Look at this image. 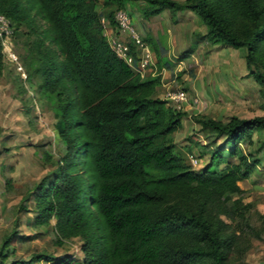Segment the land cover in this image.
Returning a JSON list of instances; mask_svg holds the SVG:
<instances>
[{
    "label": "trees",
    "instance_id": "obj_1",
    "mask_svg": "<svg viewBox=\"0 0 264 264\" xmlns=\"http://www.w3.org/2000/svg\"><path fill=\"white\" fill-rule=\"evenodd\" d=\"M131 1L0 0L14 40L20 28L28 34L26 79L41 76L59 156L18 210L27 212L32 198L33 226L51 229L57 248L79 241L82 254L20 260L11 243L28 238L14 228L0 242V264H246L252 242L263 241L255 222L264 216L254 202L242 203L239 183L264 165V116H193L201 132L223 140L199 147L210 161L193 171L174 153L186 113L157 97L160 78H141L117 60L103 36L102 20L115 33V14ZM144 1L145 16L196 15L206 28L199 40L243 50L248 76L264 88V0ZM255 134L263 138L251 150ZM42 158L48 164L53 156Z\"/></svg>",
    "mask_w": 264,
    "mask_h": 264
},
{
    "label": "rangeland",
    "instance_id": "obj_2",
    "mask_svg": "<svg viewBox=\"0 0 264 264\" xmlns=\"http://www.w3.org/2000/svg\"><path fill=\"white\" fill-rule=\"evenodd\" d=\"M146 9L144 0H133L126 5L139 35L147 41L151 51H159L156 57L159 67L165 66L163 58L170 57L175 63H171V68L180 70L176 73L172 90L184 91L189 105L183 111L186 116L182 120V129L173 135L174 153L181 156L193 171L200 172L209 164L210 156L203 155L199 147L211 142L220 145L223 140H213L212 135L201 132L191 118L204 115L226 121L231 117L251 119L264 116V88L248 76L243 50L222 45L210 47L199 40L206 28L196 15L186 11L171 18L169 12L162 11L156 16H145ZM41 27L46 28L42 23ZM18 32L24 33L15 37V54L22 70L18 71L16 65L3 61L0 67V242L16 228L17 236H26L28 240L13 239L11 248L15 249V258L28 261L35 254L81 258L79 241L57 248L52 243L54 234L51 229L33 226L32 198L25 204L27 212L18 210L20 202L32 188L57 167L59 158L53 110L38 91L40 74L31 71L32 82H27L25 56L30 52L22 40L28 34L24 28ZM118 33L116 28L113 34L117 36ZM169 75L167 80H171ZM195 98L201 103L198 106L192 104ZM262 138L254 135L251 150L257 149V142ZM244 150L248 151L247 148ZM45 152L52 154L51 163H44ZM223 156L228 157L226 152ZM189 157L196 160V166L191 165ZM232 162L234 159L229 160ZM262 166L239 186L243 190L242 203L254 202L257 211L264 216ZM255 223L263 241L252 242L246 264H264V221L259 223L257 219Z\"/></svg>",
    "mask_w": 264,
    "mask_h": 264
},
{
    "label": "built area",
    "instance_id": "obj_3",
    "mask_svg": "<svg viewBox=\"0 0 264 264\" xmlns=\"http://www.w3.org/2000/svg\"><path fill=\"white\" fill-rule=\"evenodd\" d=\"M114 21L118 28V35H114L108 29V24L102 20L103 36L106 39L108 47L117 60L123 62L135 74L141 78L146 76V73L153 65L152 51L143 42L142 37L135 29L131 16L127 11H119L115 14ZM134 44L140 51L138 57H135L129 45ZM0 56L3 62L16 65L18 71L22 70L19 65L18 57L15 54L14 29L8 18L0 14ZM164 100L168 106L176 111H184L189 105L188 96L182 90L167 89L164 93ZM194 106L200 103L196 98L192 100ZM192 166H196V160L189 157Z\"/></svg>",
    "mask_w": 264,
    "mask_h": 264
},
{
    "label": "crops",
    "instance_id": "obj_4",
    "mask_svg": "<svg viewBox=\"0 0 264 264\" xmlns=\"http://www.w3.org/2000/svg\"><path fill=\"white\" fill-rule=\"evenodd\" d=\"M158 53H159V51H158ZM152 54H153V56H152L153 65H152V67H150V69L148 70L147 73L151 74V78H157V77L160 78V85L157 88L156 95L158 98L163 100L164 99L163 96H164L165 91L169 88L172 89L174 87L176 73H179L180 70L179 69L173 70L171 68V66H170L171 63H173V64H175V63L173 62V60L170 57L163 58V61L165 62V63L164 62L163 63L165 66L159 67L158 61H157L158 55L153 51H152ZM168 73L171 75V80H167L168 79L167 78ZM172 76L174 77L173 79H172ZM183 79H185V78H183Z\"/></svg>",
    "mask_w": 264,
    "mask_h": 264
}]
</instances>
